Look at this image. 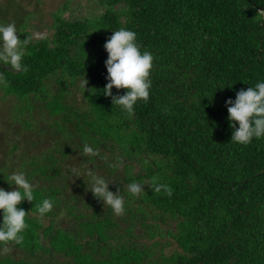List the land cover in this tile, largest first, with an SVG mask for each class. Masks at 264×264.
I'll list each match as a JSON object with an SVG mask.
<instances>
[{"label": "trees", "instance_id": "16d2710c", "mask_svg": "<svg viewBox=\"0 0 264 264\" xmlns=\"http://www.w3.org/2000/svg\"><path fill=\"white\" fill-rule=\"evenodd\" d=\"M72 1L29 46L28 71L0 64L12 117L0 132V171H24L35 197L19 205L31 211L23 243H9L0 264H264V138L231 143L226 107L264 81V0ZM0 22L15 23L20 39L34 34L28 18L0 10ZM120 28L154 56L150 97L132 115L102 94L104 44ZM24 141L30 148L13 160ZM85 142L98 155L85 157ZM72 169L121 191L123 214ZM5 175L0 187L11 191ZM154 175L171 197L149 185L138 197L126 192ZM45 197L54 207L41 217L35 205Z\"/></svg>", "mask_w": 264, "mask_h": 264}, {"label": "clouds", "instance_id": "9594fccd", "mask_svg": "<svg viewBox=\"0 0 264 264\" xmlns=\"http://www.w3.org/2000/svg\"><path fill=\"white\" fill-rule=\"evenodd\" d=\"M15 23L0 22V64L10 66L14 72L28 71L23 63V59L28 52V48L34 42L46 39V33L37 32L20 39ZM135 31L120 28L113 30L104 48L108 53L105 61L108 80L103 88L102 94L112 98L114 106H119L121 111L132 115L135 106L139 101L148 102L152 81L150 79L151 70L154 67V56L150 51L141 50ZM87 79L81 81V87L86 90ZM126 89L123 95H113V88ZM221 86L219 88H224ZM231 87V86H228ZM93 89L91 92L93 93ZM97 90V89H96ZM98 91V90H97ZM94 94V93H93ZM228 120L233 129L231 143L247 145L255 139L264 138V81L257 82L255 86L247 90L241 89L236 93V98H229L226 101ZM238 122V127H237ZM82 153L85 157H94L98 152L87 142L84 143ZM0 173L4 174L3 171ZM76 177H87L88 189L93 195L101 200L112 212L119 216L125 211V196L121 191L110 190L109 183L103 176L89 170L81 174L76 169H72ZM6 178V175H5ZM7 182L15 187L11 191L0 187V210L3 212L2 222H0V255L9 252L8 244L20 245L24 241L23 233L27 228L26 216L31 212H26L19 205L27 200L33 202L34 188L24 171H14L7 174ZM149 185L154 193L163 192L171 197L173 189L170 185L161 183L159 177L152 176L150 180H132L126 186V192L132 197H138L145 193L144 186ZM54 207L51 198H42L35 205L36 212L45 216Z\"/></svg>", "mask_w": 264, "mask_h": 264}, {"label": "rangeland", "instance_id": "374dc122", "mask_svg": "<svg viewBox=\"0 0 264 264\" xmlns=\"http://www.w3.org/2000/svg\"><path fill=\"white\" fill-rule=\"evenodd\" d=\"M64 1L66 0H0V10L8 15L9 20H13L14 18L17 20L28 18L30 23L33 24L31 28L34 34L37 32L50 34L52 29L49 28L54 20L52 13L60 8ZM78 1H81L84 6V3L86 4L88 0H73L72 3L77 4ZM69 14L70 12L66 13V15ZM1 95L2 91L0 90V132L9 124L8 120L12 118L11 114L8 113V107L11 105V102L10 100H3ZM46 142L47 145L50 144L48 141ZM27 145L28 142L25 143L24 141L20 146L21 149L17 150L12 155V159L16 160L24 149L30 148V146L27 147ZM39 145L47 146L45 142ZM6 153L7 152L3 149L0 154V159H4Z\"/></svg>", "mask_w": 264, "mask_h": 264}]
</instances>
